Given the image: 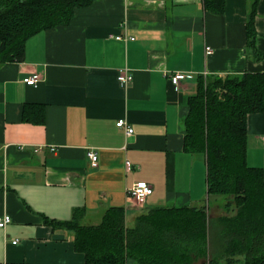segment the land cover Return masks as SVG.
<instances>
[{"label":"crops","instance_id":"0c3cea01","mask_svg":"<svg viewBox=\"0 0 264 264\" xmlns=\"http://www.w3.org/2000/svg\"><path fill=\"white\" fill-rule=\"evenodd\" d=\"M254 2L225 0L216 12L204 0H92L69 24L29 38L24 60L0 62V218L11 216L0 227V264H84L75 232L48 222L78 211L82 223L99 224L122 206L129 227L155 207L222 213L208 201L205 156L184 149L188 100L200 75L264 72L248 45ZM255 26L264 53V0ZM123 68L133 75L127 84L118 79ZM176 72L188 75L179 85ZM35 73L41 80L27 84ZM27 105L45 106V120H25ZM247 142L248 163L264 171V112L248 115ZM139 181L152 186L145 204L127 194Z\"/></svg>","mask_w":264,"mask_h":264},{"label":"trees","instance_id":"16d2710c","mask_svg":"<svg viewBox=\"0 0 264 264\" xmlns=\"http://www.w3.org/2000/svg\"><path fill=\"white\" fill-rule=\"evenodd\" d=\"M92 0H0V62L22 61L26 42L42 30L69 24L77 8ZM225 10V0H204ZM250 13L248 45L256 58L255 16ZM184 149L202 154L208 196H223L222 213L207 205L155 207L126 224L122 206L109 208L99 224L81 222L78 211L67 221L48 220L75 232L84 264H214L244 256L245 264H264V171L248 163V115L264 112V72L200 75L188 100ZM27 105L25 120L43 122L45 106ZM32 264V263H20Z\"/></svg>","mask_w":264,"mask_h":264},{"label":"built area","instance_id":"2783aa9c","mask_svg":"<svg viewBox=\"0 0 264 264\" xmlns=\"http://www.w3.org/2000/svg\"><path fill=\"white\" fill-rule=\"evenodd\" d=\"M117 39L127 40L128 38L134 39L133 36L127 37L123 35H117ZM208 52H212V49L208 47ZM188 75L185 72H176L172 75V81L174 84L179 85L182 79L186 78ZM118 79L122 84H127L133 79V75L128 71L127 68L120 69ZM41 80V75L39 73H35L29 77H26L24 81L29 85H37ZM117 125L120 128L125 129L127 135H131L134 132V128L128 123V121L124 118H120L117 120ZM88 156L91 159L94 165L98 162V154L94 150L88 151ZM127 169H131L133 167L132 162L130 160L126 161ZM152 193V186L146 181H139L135 183L132 187L128 188L127 194L128 197L134 199L139 204H145L148 195ZM11 221V216L9 214L4 215L0 218V227H5ZM17 241H14L16 243Z\"/></svg>","mask_w":264,"mask_h":264},{"label":"rangeland","instance_id":"374dc122","mask_svg":"<svg viewBox=\"0 0 264 264\" xmlns=\"http://www.w3.org/2000/svg\"><path fill=\"white\" fill-rule=\"evenodd\" d=\"M216 197H218V199H217L218 203H213L214 200L216 199ZM208 201L211 203L212 206H216V205H221L222 206L224 204V202H225V198L223 196H213V195H211ZM204 202L207 203V200L204 201Z\"/></svg>","mask_w":264,"mask_h":264}]
</instances>
